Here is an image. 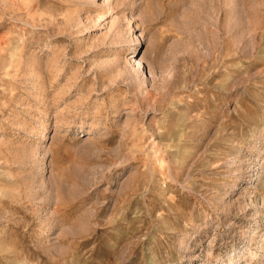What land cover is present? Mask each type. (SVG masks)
Instances as JSON below:
<instances>
[{
    "label": "rangeland",
    "instance_id": "374dc122",
    "mask_svg": "<svg viewBox=\"0 0 264 264\" xmlns=\"http://www.w3.org/2000/svg\"><path fill=\"white\" fill-rule=\"evenodd\" d=\"M0 264H264V0H0Z\"/></svg>",
    "mask_w": 264,
    "mask_h": 264
}]
</instances>
